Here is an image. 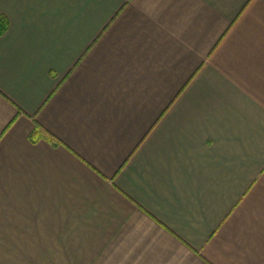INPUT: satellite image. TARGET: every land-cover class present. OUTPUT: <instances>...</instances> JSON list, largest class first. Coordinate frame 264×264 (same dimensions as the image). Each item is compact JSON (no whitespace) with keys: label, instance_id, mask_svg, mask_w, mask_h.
<instances>
[{"label":"crops","instance_id":"0c3cea01","mask_svg":"<svg viewBox=\"0 0 264 264\" xmlns=\"http://www.w3.org/2000/svg\"><path fill=\"white\" fill-rule=\"evenodd\" d=\"M0 13V264H264V0Z\"/></svg>","mask_w":264,"mask_h":264},{"label":"trees","instance_id":"16d2710c","mask_svg":"<svg viewBox=\"0 0 264 264\" xmlns=\"http://www.w3.org/2000/svg\"><path fill=\"white\" fill-rule=\"evenodd\" d=\"M9 28V19L5 14L0 13V36L4 35Z\"/></svg>","mask_w":264,"mask_h":264}]
</instances>
